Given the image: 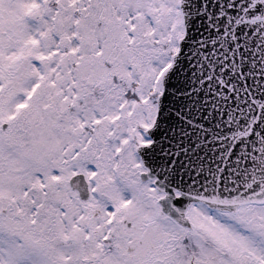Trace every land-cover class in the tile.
Wrapping results in <instances>:
<instances>
[{"label":"snow or ice","instance_id":"1","mask_svg":"<svg viewBox=\"0 0 264 264\" xmlns=\"http://www.w3.org/2000/svg\"><path fill=\"white\" fill-rule=\"evenodd\" d=\"M0 264H264V0H0Z\"/></svg>","mask_w":264,"mask_h":264}]
</instances>
